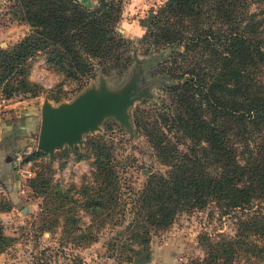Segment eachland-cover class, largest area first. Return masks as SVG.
<instances>
[{
    "label": "trees",
    "instance_id": "trees-1",
    "mask_svg": "<svg viewBox=\"0 0 264 264\" xmlns=\"http://www.w3.org/2000/svg\"><path fill=\"white\" fill-rule=\"evenodd\" d=\"M8 1L7 11L28 30L0 47L6 98L38 92L27 79L37 53L72 88L96 70L107 73L133 61V41L116 30L121 0ZM148 14L137 43L152 57L155 49L167 53L152 71L151 80L160 83L157 102L135 105L132 123L166 170L149 172L127 199L113 137L87 135L81 147L58 153L88 162L78 183L51 181L47 160L30 179L31 191L41 196L38 227L58 225L61 236L78 245L94 240L107 222L124 223L108 246L142 264L153 233L182 210L212 204L232 231L200 232L203 254L195 264H264V0H163ZM26 110L20 115L28 131L34 124ZM30 137L12 148L13 168V154ZM11 240L0 223V251ZM70 264L84 263L73 257Z\"/></svg>",
    "mask_w": 264,
    "mask_h": 264
},
{
    "label": "rangeland",
    "instance_id": "rangeland-1",
    "mask_svg": "<svg viewBox=\"0 0 264 264\" xmlns=\"http://www.w3.org/2000/svg\"><path fill=\"white\" fill-rule=\"evenodd\" d=\"M162 2L163 0H160L149 8L154 10ZM8 4V0H0V47L11 45L28 30V25L14 19L7 11ZM149 8L141 16H136V12L129 15L130 11H125L127 2L121 0L116 30L133 41V61L126 68L110 70L107 73L96 70L83 85L72 88L74 85L52 72L43 55L37 53L29 60L27 79L38 86V92L31 95L18 91L6 98L0 89V96L5 98L0 106V117L11 121L20 120V110H24L33 102L41 105L43 101H47L50 105L57 106L70 102L86 90H93L98 94L101 86L112 95L128 91L130 96H136L124 108L126 115L123 121L112 113L104 114L93 129L81 132V142H75L71 147L63 143L54 149L50 157L42 150L43 155L33 154L34 150H40L36 148L39 126L37 119L30 131L28 144L23 145L17 154H13L14 168L21 175L19 187L15 191L18 201L13 203L0 186V223L3 232L12 238L9 245L0 251V264H70L73 257L80 259L84 264H133L135 257L127 260L128 253L121 247L108 246V242L115 237L124 223L113 225L107 222L96 232L94 240L78 245L64 239L58 225L48 230L39 229L38 211L41 196L31 191L29 181L45 170L43 165L47 160L53 170L51 181L61 179L63 182L78 183L80 175L88 172V162L82 159L74 160L73 154L68 153L64 157L58 153L62 149L73 150L75 146L81 147L86 136L95 133L110 135L116 143L115 151L123 164L120 171L121 190L123 196H128L127 199L133 189L141 186L149 172L166 170V166L156 159L152 148L132 123V110L135 105L157 102L160 83L155 79L151 80L155 76L152 71L159 62L157 58L159 60L167 53L166 49L160 52L152 47L155 56L152 57L145 52V46L137 43V39L145 31ZM61 162H64L62 167ZM216 230L232 231L229 219L219 217L212 204L189 211L182 210L175 215L166 229L150 236L146 247L149 259L142 264H195L203 254L197 241L198 234Z\"/></svg>",
    "mask_w": 264,
    "mask_h": 264
},
{
    "label": "water",
    "instance_id": "water-1",
    "mask_svg": "<svg viewBox=\"0 0 264 264\" xmlns=\"http://www.w3.org/2000/svg\"><path fill=\"white\" fill-rule=\"evenodd\" d=\"M134 97L128 91L112 95L101 86L98 94L86 90L70 102L57 106L43 101L40 105L36 148L47 152L50 157L54 149L63 143L71 147L73 143L81 142V132L93 129L104 114L112 113L123 121L126 115L124 108ZM133 264L140 262L134 258Z\"/></svg>",
    "mask_w": 264,
    "mask_h": 264
},
{
    "label": "crops",
    "instance_id": "crops-1",
    "mask_svg": "<svg viewBox=\"0 0 264 264\" xmlns=\"http://www.w3.org/2000/svg\"><path fill=\"white\" fill-rule=\"evenodd\" d=\"M94 1V0H89ZM127 2L126 13L129 10L130 14L136 12V16H141L150 6L160 0H122ZM150 9V8H149ZM151 10V9H150ZM128 30V28H125ZM28 110L25 112V117L32 120L33 124L39 119L40 104L33 102L26 106ZM21 112V110H20ZM38 116V118H37ZM20 120L11 121L5 120L0 117V186L7 192V189L16 194V189L19 187V181L21 179L20 172L12 167L10 154H12V148L21 146L26 135L29 137L30 131L25 130V124H22V117Z\"/></svg>",
    "mask_w": 264,
    "mask_h": 264
},
{
    "label": "built area",
    "instance_id": "built-area-1",
    "mask_svg": "<svg viewBox=\"0 0 264 264\" xmlns=\"http://www.w3.org/2000/svg\"><path fill=\"white\" fill-rule=\"evenodd\" d=\"M4 100H5V98L3 96H0V106H1V104H3ZM17 152L18 151H16L15 154H17Z\"/></svg>",
    "mask_w": 264,
    "mask_h": 264
}]
</instances>
